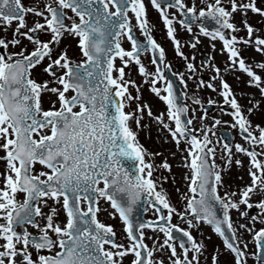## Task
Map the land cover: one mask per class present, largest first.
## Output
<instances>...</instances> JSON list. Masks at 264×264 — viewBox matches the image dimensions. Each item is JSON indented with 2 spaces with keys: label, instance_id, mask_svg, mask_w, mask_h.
I'll return each instance as SVG.
<instances>
[{
  "label": "snow or ice",
  "instance_id": "1",
  "mask_svg": "<svg viewBox=\"0 0 264 264\" xmlns=\"http://www.w3.org/2000/svg\"><path fill=\"white\" fill-rule=\"evenodd\" d=\"M149 5L185 62L175 80ZM201 36L208 50L197 63ZM189 81L216 93L206 103L217 115L188 96ZM145 117L188 170L176 202L168 176L154 175L172 165L141 142ZM233 165L246 182H226ZM142 201L151 216L136 212ZM225 255L223 264H264V0H0V264H221Z\"/></svg>",
  "mask_w": 264,
  "mask_h": 264
},
{
  "label": "rangeland",
  "instance_id": "2",
  "mask_svg": "<svg viewBox=\"0 0 264 264\" xmlns=\"http://www.w3.org/2000/svg\"><path fill=\"white\" fill-rule=\"evenodd\" d=\"M145 3L148 4V0H145ZM148 13L151 14L149 7H148ZM154 17L158 20V13L155 10H154ZM159 25H161V29L164 31L162 23L159 22ZM161 29L159 28L160 32H162ZM182 32H185V31H182ZM185 33H187V32H185ZM188 35H190V34H188ZM205 40L207 41V43L205 42ZM201 45L203 47L206 46V49L208 50V40L206 37L201 38V44L198 45L197 47H200ZM217 47H219L218 42H217ZM167 50L171 51L170 45L167 46ZM228 79L231 82V77H228ZM233 87L236 88L235 83H233ZM241 87H243V86H241ZM237 90L239 91L240 89H237ZM209 97L219 99V97L216 96V93L212 92L211 90L206 89V99H208ZM188 100L190 102H192L189 98H188ZM149 102L152 105L154 112L163 111L165 109L164 103L161 100H159V98L156 96L152 97V99ZM241 102L243 103L244 101H241ZM191 106L196 107L197 105H193L191 103ZM197 108L199 110V107H197ZM212 115H217V111L212 113V114H209V116H212ZM257 118H259V117H257ZM223 119L229 120V119H231V117L228 115H224ZM144 123L146 125H148V127L145 129V131L140 133V139H141V142L144 144L145 148H147L149 151L161 153V156L156 158L158 162H159V160L163 159L164 157H167L169 163L172 164V169H171L170 174L172 176H175L178 179L177 183H179L180 185L182 183H185V181L183 180V173L187 172L188 170L185 167H183V164L180 162L182 154L177 151L175 144L171 139V136H170V139L163 142V140H162L163 136H164V134L167 133V131L164 130L158 124H154V122H152L148 117H145ZM153 125H156L160 128V131H159L160 133H157V137H159V142H158L159 145H156V146L153 145V143L155 142V139L152 136V134L150 133ZM218 127H220V126H218ZM146 137H149V139H146ZM172 153H175V155L173 156ZM163 183H165V182H163ZM165 190L168 191L167 187H165ZM176 197L178 198L177 195L172 197L173 202H176V200H177ZM102 207H107V205L102 204ZM148 213L150 215H152L151 210H149ZM102 214H103L105 220H107L109 223L113 222L115 227L118 230L120 229L121 225H120V222L118 221V219H112V218L108 217L106 212H102Z\"/></svg>",
  "mask_w": 264,
  "mask_h": 264
},
{
  "label": "flooded vegetation",
  "instance_id": "3",
  "mask_svg": "<svg viewBox=\"0 0 264 264\" xmlns=\"http://www.w3.org/2000/svg\"><path fill=\"white\" fill-rule=\"evenodd\" d=\"M153 35L155 36V38L157 39V41L160 42L163 45V47L165 48L164 38H158V36H157L158 33L155 32V31H153ZM165 50H166V48H165ZM184 50H185L186 53H190L191 52V49L187 48V46H185ZM166 54H167V61L166 62H171L172 63V66L175 68V72H177V71H186V69H185V62L180 57H178L175 54V52H174L173 49L171 51H167L166 50ZM200 59H201V50L199 49L197 51V57H196L197 63H199ZM144 62L146 64H148V58L147 57H144ZM177 63H179L180 65H177ZM148 67L150 68V70L152 69V66L150 64H148ZM137 79L139 80V77H137ZM189 90L190 89L188 87V89H187L188 95H189ZM191 92H192L191 95L193 93H195L194 90H191ZM153 129L156 130V126H154ZM231 171H236L238 173V175H232V174L226 175V182H231L234 185L240 184L241 183V180L240 179H236V178L239 176L240 172H242V173L243 172H246L245 169L238 168L235 165H233ZM244 181L246 182L247 180L244 179ZM254 210L255 209H253L252 211L255 212ZM235 216H236V214L233 212V217L235 218ZM258 226H259V224H258ZM213 240L216 243H219L220 242V238L218 236L214 235V234H213ZM252 250H253V248H252V246L250 244L249 245V251H252ZM226 259H228V257L226 255L225 256H221L220 257L221 264H223L224 260H226ZM249 264H253V261L251 259L249 260Z\"/></svg>",
  "mask_w": 264,
  "mask_h": 264
},
{
  "label": "water",
  "instance_id": "4",
  "mask_svg": "<svg viewBox=\"0 0 264 264\" xmlns=\"http://www.w3.org/2000/svg\"><path fill=\"white\" fill-rule=\"evenodd\" d=\"M207 23V25L208 26H213V23L211 22V21H207L206 22ZM170 79H174V77L171 75V77H170ZM175 80V79H174ZM177 91H178V93L181 91L180 90V88L178 87V85H177ZM178 99L182 102V99H183V96L182 95H178ZM205 109L207 110V111H209V110H211V105H206L205 106ZM144 206H146L145 205V203L142 201V202H140V205L137 207V209H136V212L138 213V215L139 216H141V217H144V213L145 212H143V207Z\"/></svg>",
  "mask_w": 264,
  "mask_h": 264
}]
</instances>
